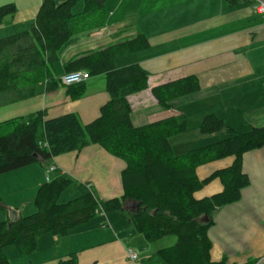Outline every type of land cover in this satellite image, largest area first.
<instances>
[{
  "label": "crops",
  "instance_id": "0c3cea01",
  "mask_svg": "<svg viewBox=\"0 0 264 264\" xmlns=\"http://www.w3.org/2000/svg\"><path fill=\"white\" fill-rule=\"evenodd\" d=\"M41 2L0 0V6L6 3L15 6V12L0 25V38L28 31ZM76 5L79 11L82 4ZM104 9L105 26L91 35L81 34L62 51L54 65V80L66 72L64 63L68 60L142 32L148 48L115 60L117 67L139 63L149 73L147 88L128 96L133 125L169 116L184 118L191 129L171 137L172 148L193 139L208 144L221 138L223 130L204 134L197 128L200 120L210 113L238 131L264 125V16L254 14L249 2L106 0ZM187 75L198 77L200 89L172 100L168 108L161 107L151 88ZM83 86L84 93L71 98L67 85L59 83L47 88L45 82L39 83L33 97L8 105L22 106L15 117L37 110H45L46 117L74 112L82 123H87L99 115L100 107L108 100L105 75H90ZM233 159L228 156L200 165L197 176L203 179L229 166ZM51 164L57 168L49 174L51 178L66 173L87 183L98 199L122 194L120 172L125 162L99 145H89L81 151L53 157L48 165L29 164L0 174L5 219L36 210L34 198L40 185L46 182V168ZM242 170L249 178L248 185L241 190L238 201L216 211L214 224L208 230L213 261L222 257H227L230 264L252 258L264 260V146L243 154ZM221 189L219 179H213L194 195L201 198ZM76 195L74 188H68L58 201ZM128 205L132 207L133 203ZM3 219L0 214V220ZM148 242L141 234H131L127 220L119 213L99 212L64 236L49 233L37 236V248L31 254L21 255L11 245L5 247V253L9 264H54L70 253L76 254V264H164L156 254L162 247L151 248ZM129 249L137 253L136 261L128 258Z\"/></svg>",
  "mask_w": 264,
  "mask_h": 264
},
{
  "label": "trees",
  "instance_id": "16d2710c",
  "mask_svg": "<svg viewBox=\"0 0 264 264\" xmlns=\"http://www.w3.org/2000/svg\"><path fill=\"white\" fill-rule=\"evenodd\" d=\"M78 1L82 8L74 11ZM105 2L42 0L28 31L0 38V107L33 97L39 83L45 82L47 88L61 83L53 77L55 63L78 36L105 26ZM14 12L13 3L1 5L0 25ZM148 46L146 36L137 32L64 63L66 72L105 75L108 100L93 120L82 123L74 112L46 117L45 110H37L0 121V174L29 164L48 165L53 157L95 144L125 162L120 172L122 194L109 199L96 198L87 183L66 173L56 172L40 185L33 213L0 221V264H9L5 247L12 245L21 255L31 254L37 248V236H64L99 212L119 213L131 234H141L149 242L176 237L173 244L156 252L164 264H230L227 257L211 260L208 230L216 211L238 201L248 185L242 156L264 146V125L238 131L217 115L207 114L197 128L204 134L223 130L226 136L180 154L173 150L170 138L191 129L184 118L169 116L133 125L128 96L147 88L149 73L139 63L117 67L115 60ZM68 86L71 98L84 93L83 81ZM199 89L198 77L187 75L153 86L151 92L161 107L168 108L172 100ZM228 156L234 157L229 166L203 179L197 176L198 166ZM213 179H219L222 189L195 197ZM68 188H74L77 195L59 202ZM76 260V254L70 253L54 264H76ZM240 264H264V260L252 258Z\"/></svg>",
  "mask_w": 264,
  "mask_h": 264
},
{
  "label": "rangeland",
  "instance_id": "374dc122",
  "mask_svg": "<svg viewBox=\"0 0 264 264\" xmlns=\"http://www.w3.org/2000/svg\"><path fill=\"white\" fill-rule=\"evenodd\" d=\"M82 4L80 1H78V3L77 4ZM74 11H77V5H75V7H74V9H73ZM102 28V27H101ZM93 31H95V30H93ZM85 33V32H84ZM87 33V35H91L93 32L92 31H89V32H86ZM86 35V36H87ZM2 38V37H1ZM127 56V55H126ZM129 56V55H128ZM123 57H125V55L124 56H121V57H118L119 59L120 58H123ZM117 58V59H118ZM127 58V57H126ZM6 106V107H5ZM4 107H0V121H2V120H5V119H8V118H11V117H15L17 114L16 113H19L20 112V110L22 109V106H20V105H16L15 107H12L13 105H5ZM11 106V107H10ZM4 113H6V114H4ZM246 131V130H245ZM224 132V131H223ZM225 133V132H224ZM226 136V133L222 136V137H225ZM221 137V138H222ZM207 138V137H206ZM219 139V138H218ZM205 143L206 142H199V140H195V139H193V141H191L190 143H188V144H179V145H176V146H174V150H175V152H182V153H184V152H186V151H188L189 149H192V148H196V147H200V146H202V145H205ZM49 180L48 181H50L52 178L50 177V175H49ZM45 180H46V177H45ZM47 182V181H46ZM107 199H109V198H107ZM68 200V199H67ZM67 200H65V201H67ZM60 201V200H59ZM64 200H63V202H65ZM62 202V203H63ZM26 213H30V212H26ZM33 213V212H32ZM0 214H3L4 215V219H5V216H7V213H5V211H1L0 210ZM31 214V213H30ZM118 214V213H117ZM25 215H29V214H25ZM3 219V220H4ZM1 221V220H0ZM172 238H174V239H172ZM174 240H176V237H174V236H166V237H164V238H160V239H158V241H157V243H150V242H148L149 244H152L151 245V248H153V247H163V246H167V245H170V244H172V243H174L175 241ZM153 242H155V241H153ZM132 246H133V243L131 244ZM12 246V245H11ZM153 246V247H152ZM12 248V247H11ZM14 248V250H16V248L15 247H13Z\"/></svg>",
  "mask_w": 264,
  "mask_h": 264
},
{
  "label": "built area",
  "instance_id": "2783aa9c",
  "mask_svg": "<svg viewBox=\"0 0 264 264\" xmlns=\"http://www.w3.org/2000/svg\"><path fill=\"white\" fill-rule=\"evenodd\" d=\"M249 2L251 5L252 12L256 15L264 16V0H243ZM90 77L89 73L84 70L80 71H68L60 75L59 80L64 85H71L74 83L82 82ZM56 166L51 164L47 166L45 177L46 181H48L49 174L56 170ZM127 256L132 261H136L138 256L137 253L131 249L127 250Z\"/></svg>",
  "mask_w": 264,
  "mask_h": 264
}]
</instances>
